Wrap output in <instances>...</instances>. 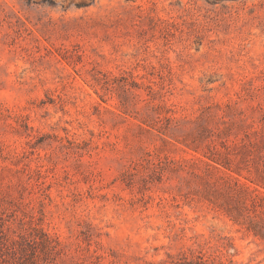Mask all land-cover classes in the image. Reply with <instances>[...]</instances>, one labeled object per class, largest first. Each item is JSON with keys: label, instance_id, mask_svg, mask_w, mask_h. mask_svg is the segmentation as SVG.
Segmentation results:
<instances>
[{"label": "rangeland", "instance_id": "374dc122", "mask_svg": "<svg viewBox=\"0 0 264 264\" xmlns=\"http://www.w3.org/2000/svg\"><path fill=\"white\" fill-rule=\"evenodd\" d=\"M0 264H264V0H0Z\"/></svg>", "mask_w": 264, "mask_h": 264}]
</instances>
